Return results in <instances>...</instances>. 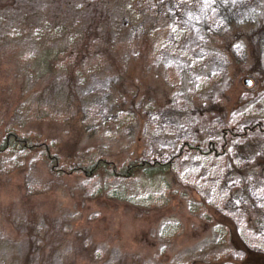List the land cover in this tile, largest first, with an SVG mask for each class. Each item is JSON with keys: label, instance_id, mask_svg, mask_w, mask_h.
Wrapping results in <instances>:
<instances>
[{"label": "rangeland", "instance_id": "1", "mask_svg": "<svg viewBox=\"0 0 264 264\" xmlns=\"http://www.w3.org/2000/svg\"><path fill=\"white\" fill-rule=\"evenodd\" d=\"M116 1L114 5L120 8H112L110 14L87 4L72 11L91 33L100 56L86 61L98 68L85 79L60 74L57 79L35 83L34 77H27L32 80L26 84L30 87L20 89L16 71L13 75L10 71L15 67L10 60L3 62L14 50L7 44L0 54V135L9 128L25 135L40 130V138H48L66 167L95 156L117 165L135 157L139 145L142 155L152 157L156 150L173 152L176 143L210 137L217 125V111L221 116L227 113L229 124L239 132L259 121L262 128L253 127L248 137L257 145L252 152L231 148L219 158L206 159L185 154L174 168L180 181L240 225L241 215L233 206L238 207L242 198L228 197L241 185L233 176V167L246 170L260 161L259 170L264 168V0ZM36 8L43 16L66 10L57 4H37ZM53 33L59 32L49 28L35 32L26 26L10 37L42 42ZM0 40L11 41L6 36ZM140 51L145 57L141 64L135 59ZM185 75L190 84L182 93ZM245 78L250 85L243 83ZM167 87L172 90L169 97ZM136 102L142 105L140 109L128 106ZM133 112L143 118L141 131L133 127L137 119ZM43 113L51 121H36ZM124 116L128 118L121 126ZM247 142L238 139L235 146ZM32 156L14 152L0 156V264H38L35 254L43 247L49 251L45 264H79L77 253L84 256L83 264H122V260L128 264H210L217 256L243 258L227 237L204 228L202 207L196 205L198 212L190 211L185 201L177 205L176 197L165 205L156 204L159 200L152 197L166 196L167 190L154 181L108 180L104 200L111 196L118 208L107 209L96 194L102 191L98 180L55 177L40 157ZM247 184L248 196L264 202L261 174ZM114 192L117 195L112 196ZM29 198L36 206L45 202L44 209L30 214L25 207H33L32 202L24 204ZM55 207L52 217L44 214ZM104 209L112 222L103 226L99 219ZM166 221L180 227L183 221L186 236H181V230L162 237L160 228L172 226ZM242 232L251 250L264 252V234ZM49 239L55 240L45 245ZM72 240L80 242L78 249ZM103 243L109 245H97Z\"/></svg>", "mask_w": 264, "mask_h": 264}, {"label": "trees", "instance_id": "2", "mask_svg": "<svg viewBox=\"0 0 264 264\" xmlns=\"http://www.w3.org/2000/svg\"><path fill=\"white\" fill-rule=\"evenodd\" d=\"M114 2L119 1L46 0V2H44V0H0V39L3 36H6L11 40L7 42L0 40V54L2 53L3 56V51L7 48V44L13 45L14 50L12 52V57H10V59H3V62L7 64L10 60L11 65L15 67L14 70L12 69L10 71L12 75L14 71H16V77L20 79L19 88L26 89L27 87H30L27 86V83L30 81L32 82V80H28V78L32 77H34V80L36 81L35 83H39L41 82V80H46L51 77H55L57 79V75L60 74V77L64 76L70 79H85V76L89 75L92 71H95V69L98 68V65L90 67L89 62H86L100 59V56L95 49V40H93L91 33L83 25V21H78L77 15L73 12L86 8L85 5L87 4L88 7L96 8L101 11V13L110 14V10L112 8L114 10H119L120 8L118 6H115ZM37 4L39 7H46L47 5H50L51 7L52 4H57L64 9L66 8V10L65 12H54L50 14L47 13L46 16H43L40 15V12L42 10L36 8ZM72 14L75 16L70 17ZM104 17L105 15L102 18ZM26 26H28L29 29H34L35 32H37L38 29L49 28L53 31H58L60 34L53 33V35L50 36L48 40L42 42L38 41V39H36V41H34L35 39L28 41V37H26V39H22V41H18L15 35L10 37L12 35V32H16L17 30H24ZM33 36H35L36 38L38 37L37 35ZM27 41L31 43H28ZM32 50H36L34 52L35 54L33 53L31 56L30 54L29 56H27L26 53H30ZM130 57L131 55L127 59H129ZM135 59L139 64L143 63V60H145L143 51H140L136 55ZM119 68L120 66H118V70ZM24 80H26L27 82H24ZM189 84L190 83L188 76L185 75L183 80V87L185 89L181 88L183 91L182 93H185ZM165 91L168 97L171 96L172 90L170 89V87H167V90ZM134 94L136 95V92ZM234 102L235 105L238 104V101H236V99ZM122 103L124 102H121V104ZM128 106L134 110H138L142 107V105L137 104V102L134 105L128 104ZM219 114L220 113H218L217 111L215 120L217 122V125L215 124V131L210 137L209 135L206 137L201 136V138H195L193 140H186L180 143H176L174 145L173 152L166 154L164 152L156 150V152H154V156L152 157H146L144 156V154L142 155V146L139 145L135 149V157L130 158L129 156L126 160L117 165L115 164V162L113 163L107 158H104L102 156H95L93 159L75 161L66 167L62 162L59 153L54 150L52 145L49 143L48 138H40V135L41 137L43 135L40 130L36 131V133L25 135L15 128H9L1 133L0 156L9 154V152L28 154L33 156L37 155V157H40V159L45 164H47L51 174L55 177L61 179L69 177L71 179H75V181H80L78 179H96L101 185L99 190H102L96 192V194L100 197H98L99 199L103 200L104 197H107V191L103 190L106 189L105 184L108 180L115 179L124 181L143 179L147 181H154L158 185H160L163 190H167L166 196L159 195L161 196V198L159 196L157 198L152 197L154 201L159 200L156 204L165 205L167 204L168 199H174V197H176L177 205H182V201H185L190 211L192 210L193 212H198V206L202 207L203 210H205V213H202L201 215L202 219H204V222L202 224L204 228L207 227L208 230H210L212 233L218 232L220 233V236L227 237L228 243L231 244L232 247L237 251L239 250L243 253V258H241L239 261L233 260V258L230 256H217L213 261L210 262V264H252L254 260L258 261V263L256 262V264H264V252L259 253L251 250V248H249V245L242 239V230L245 229H247L248 232L254 234H264V202H260L257 199L250 198L248 196L247 189V182H249L250 178L256 176L257 174H261L264 184V168L262 167L263 171L259 170L261 167L260 161L257 165L250 166L246 170L245 168L243 170H239L233 167V176H235L237 180L241 181V185L237 188L238 191L235 194H232V197H228L242 198L238 207H235V205L233 206L234 210L238 208V213L241 215L240 225H238V222L233 217H230L224 212L217 210L212 203H209L205 200L203 195H201L191 186H187L186 184H184L175 175V165L184 159L185 154H194L201 159H206L211 155L219 158L221 155L227 153L231 148H235L237 150L242 148L246 149L249 152H252L253 148L256 149L257 145L252 144V141H248V137L250 136L249 134L252 131L253 127L256 129L262 128L259 121H255L253 124H249L252 125V127H246L244 131L242 130V132H239L229 124V115H227V113L223 116ZM132 115H134V117H137V119H133V127H136L137 130L139 129L140 131L143 130V118L136 116L134 112ZM180 115L181 114H179V117ZM130 117L132 118V116ZM127 118V116H124L122 118L120 124L121 126L124 123V120H126ZM42 119L43 121H51L50 115L48 113H43L42 118H37L36 121H42ZM121 126L118 125L117 127ZM45 135L47 136V133ZM238 139L248 142L245 143V146H235L238 142ZM155 148H159V146L155 145ZM75 149L76 148H74L73 150ZM240 154L241 153L238 152V155ZM261 163H264V161H261ZM249 168H251V170H248ZM115 195H117L116 192L112 194V196ZM111 198L112 197L110 196L108 198L110 199L109 201H103L104 208H118L117 204L114 203ZM134 199L135 201L140 202V200H137L135 197ZM149 199L151 200V195L149 196ZM31 202L33 204V207H25V210H29L30 214H33L34 210L44 209L43 204L45 202H40V204L42 205L36 206L34 205L33 200H31L30 198L26 200L24 204L29 205L31 204ZM182 209L183 208H180L179 210ZM55 210L56 207L47 209L46 213L44 214H49L50 217H52L51 214L55 212ZM107 212L108 211L104 209L103 217L99 219V223H102L103 226L105 224L104 222L106 221L107 223L112 222L111 217L110 215H107ZM125 214L128 215L127 213ZM153 216L154 215L151 216V219L153 218ZM107 217H109V221L107 220ZM132 218L133 220H136V218ZM185 221L189 222L187 219H185ZM166 222H168L169 226H172L168 227L166 225L160 228L159 231L162 237L174 235L175 232H177L178 234L181 230V236H186L187 233H185L183 221L181 222V227L179 225H176L175 222ZM179 222L180 220H178V223ZM141 224L147 225L146 223ZM96 225L98 226L97 222ZM102 229L106 231V228ZM51 240L55 239H49L45 245H47ZM71 242H73L72 244L76 245V249H78L80 242L76 240H72ZM62 244L63 243L61 242L59 245L62 246ZM144 244L146 246H150V244L152 243L144 242ZM97 245H99L100 247H104L109 245V243ZM54 249L57 250L58 247L56 246L54 247ZM236 250L234 251L237 252ZM30 254L34 255L35 251H31ZM48 255L49 251L45 252V247H43L42 250L40 248L36 251L34 259L37 260L38 264H45V262H48V259L45 258ZM77 256H79V260H77L79 264H83L81 263V260L84 259L82 253H77ZM250 259L251 261L249 262ZM68 264L71 263L68 262ZM122 264L128 263L122 260Z\"/></svg>", "mask_w": 264, "mask_h": 264}, {"label": "water", "instance_id": "3", "mask_svg": "<svg viewBox=\"0 0 264 264\" xmlns=\"http://www.w3.org/2000/svg\"><path fill=\"white\" fill-rule=\"evenodd\" d=\"M243 83H244L246 86H248V85L251 84V81H250L249 79L245 78V79L243 80Z\"/></svg>", "mask_w": 264, "mask_h": 264}]
</instances>
